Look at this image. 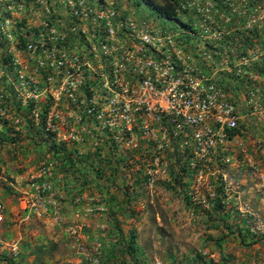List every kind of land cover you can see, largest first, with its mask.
Here are the masks:
<instances>
[{
    "label": "rangeland",
    "instance_id": "obj_1",
    "mask_svg": "<svg viewBox=\"0 0 264 264\" xmlns=\"http://www.w3.org/2000/svg\"><path fill=\"white\" fill-rule=\"evenodd\" d=\"M141 1L138 6L136 0H0V33L6 38L1 46L4 38L0 37V136L8 141H0L3 170L0 199L6 206L5 221L0 224V254L15 256L22 264H34L36 255L26 252L25 245L34 250L52 241L59 246L51 251L54 257L46 256L47 264H103L102 251L108 247H102V243H108L113 236V223L107 222L109 212L115 202L121 211L127 198L120 188L124 184L131 186L141 176L147 189L135 204V216L119 213L125 219L120 226L124 236L127 238L132 229L136 231L142 254L138 257L146 259V264L223 262L214 240L222 235L225 227L209 228L202 213V209L210 211V202L218 197L223 198L231 211H236L237 223L245 222L252 234L264 236V77L256 69L264 58V48L259 50L253 46L245 54L242 47L250 39L264 46V0H209L218 9L213 12L214 20L227 24L224 33L229 32L223 42L215 45L206 44L198 36L200 30L190 34L187 30L190 27H184V22L198 26L201 18L195 11L168 18L160 9L167 3L164 0ZM172 1L167 5L172 6ZM177 6L180 4L172 7L176 10ZM75 11L81 13L84 24L81 17L74 16ZM114 15L116 20L138 21L141 27L149 25L177 32L183 42L189 41L187 50L191 48L195 57L200 50H211L215 56L213 61L207 63L198 58L196 66L216 82L224 85L226 75L238 74L239 69L252 80L246 99L242 94L232 100L240 116L242 135L230 136L219 143L210 163L192 166V156L188 154L181 161L185 164L184 170L180 169L176 164L177 157H182L184 152L180 139L174 135L163 138L158 130L154 136L139 135L137 147L131 145L132 131L112 115L106 100L113 97L107 89L112 78L111 64L118 65L126 50L102 59H88L86 51L89 42L91 52L105 55L116 46L129 47V42L121 36L119 41L111 42V47L108 41L99 42L103 34L96 35L97 29L112 25L110 17ZM252 20L255 22L249 27L247 24ZM79 26L88 36L85 40L77 32ZM22 31L30 32L26 45L15 34ZM72 31L76 33L69 34ZM55 39L59 40L55 43ZM41 43L45 44L44 54L41 47L35 53L28 51L29 45ZM54 43L55 52L76 54L91 66L83 81L79 72L83 89L76 92L78 101L71 99L67 92L50 93L63 87L65 80L62 72L53 71L47 65L45 54ZM8 55L12 59L4 63ZM33 77L37 79L36 86L46 90L38 97L28 91L33 88L34 82L29 79ZM130 78L121 73L118 84L126 85ZM235 83L231 82L232 88ZM8 84L13 86L17 101L23 106V116L9 101L5 88ZM254 89L260 92L250 104ZM90 97L97 100L101 119L84 117ZM109 121H115L117 127L109 126ZM139 125H134L133 132ZM53 143L66 152L75 151L81 158L91 157L97 166H103L98 162L100 154L104 160L101 164L120 165L121 175L115 178L110 191L106 190V180L99 187L94 184L79 187L77 195L65 191L56 183L60 177L57 166L61 163L50 152ZM180 176H183L182 188L176 183ZM108 177L111 178L110 171ZM152 178L154 182L150 183ZM43 183L52 187L41 194L48 200L53 197L51 204L47 203V211L36 204L38 189ZM70 196L75 198L72 203ZM54 201L58 219L53 214ZM224 251L230 264H264L263 243L248 248L234 238L226 242ZM24 252L27 262L21 257Z\"/></svg>",
    "mask_w": 264,
    "mask_h": 264
},
{
    "label": "built area",
    "instance_id": "obj_2",
    "mask_svg": "<svg viewBox=\"0 0 264 264\" xmlns=\"http://www.w3.org/2000/svg\"><path fill=\"white\" fill-rule=\"evenodd\" d=\"M177 3L180 4L176 10L174 9L177 15L180 12L195 11L201 18L198 26H191L188 22H184V27H190L187 28L190 34L200 30L198 36L210 45H215L226 39L225 35L229 34V32L224 33L227 30L225 28L227 24L221 25L213 18V12L218 10L215 8L216 4L209 0H173L172 6ZM84 6L85 3L82 7ZM88 14L90 13L88 12ZM85 15L87 16V14ZM74 16L81 17V24H84L81 13L75 11ZM110 18L113 19L110 21L112 25L106 29H97L96 35L103 34L99 42L102 44L108 41L110 42L109 47H111V42L119 41L118 38L121 36L129 42V47L116 46L109 51V48H106L108 52L105 55L91 52L89 42L86 51H88V59L89 57L102 59L110 57L116 51L120 53L124 52V49L126 50L125 56H122L118 65L111 64L109 74L112 78L107 89L114 98L106 100L112 108V115L125 124L129 131H132L131 145L137 147L139 135L154 136L158 130L157 133L163 138L174 135V138L180 139L184 151L192 156V166H205L206 163H210L217 145L230 138V130L239 128L240 119L229 93L222 90L219 87L221 85L218 86L213 77L205 75L196 66L198 58L211 63L215 57L213 52L200 50L198 56L195 57L191 48L187 50L189 41L183 42L184 39L177 32L149 25L141 27L138 21L116 20L115 15ZM254 22L255 20H252L247 25L250 27ZM176 23L182 25L179 20ZM178 25L176 27H179ZM229 26L230 24H228ZM75 31L69 32V34H75ZM77 32L81 38H84L83 40L88 38L85 32H82L81 26ZM59 39L61 40V38ZM59 39H55V43ZM55 43L45 54L47 65L53 71L62 72L63 80H65L64 85L62 84L63 87H59L56 92L50 91V93L57 95L67 92L71 99L77 100L76 92L83 89L82 81L91 71V66L86 59L75 56L76 54L61 55L59 52H55ZM39 47L42 48L44 54L45 44L43 43L29 45L28 51L35 53ZM79 72L82 74V81L79 78ZM121 73L127 75V78L131 77L126 85L118 84ZM242 73H244L242 69H239L238 74ZM29 79L34 82L33 88L35 87L33 89L30 86L31 89L28 90L30 95L33 93L38 97L46 91L36 86L38 83L36 78ZM252 92L250 104L255 102V96L260 90L254 89ZM97 104V100L90 97L87 102V114H84V117L95 116L96 119H101ZM68 123L70 122H67V127H69ZM108 123L113 127L118 125L115 121ZM138 124H140L139 128L133 132L134 125ZM153 182L152 178L150 183ZM51 188V184L43 183L38 189L36 204L46 211L48 210L47 203L51 204L53 197L51 196L52 200H48L41 194ZM53 214L58 219L57 203ZM5 216L6 206L0 199V224L4 223Z\"/></svg>",
    "mask_w": 264,
    "mask_h": 264
},
{
    "label": "trees",
    "instance_id": "obj_3",
    "mask_svg": "<svg viewBox=\"0 0 264 264\" xmlns=\"http://www.w3.org/2000/svg\"><path fill=\"white\" fill-rule=\"evenodd\" d=\"M165 2L169 3V0H164ZM141 0H136V4L139 6ZM167 3L163 4L160 8L163 12V15L166 17L175 16L176 12L174 8L171 5H167ZM24 25V24H22ZM15 34H19L18 37H20L22 44L26 45L30 38V32L29 31H22V32H15ZM257 37V34L254 35ZM0 37L4 38L2 41L6 40L5 36L0 33ZM4 42H1V46L4 45ZM258 44V45H256ZM255 47L256 49L262 50L264 48L262 43H254L253 40L250 39L249 43L246 42L242 45L244 47L245 54H248L250 52L251 47ZM12 59V56L8 55L6 58H4V63H8ZM258 66L256 67L257 73L264 77V58L261 59L258 62ZM7 66V65H6ZM237 78V79H236ZM225 80L227 81L224 83L216 82V84L219 86L222 90L229 93L230 99L233 100L236 96L244 95L246 99V91H248L249 88L252 87V80L248 76V74H242L239 75L236 72H233L232 74H227L225 77ZM236 81L234 84V88H232L231 82ZM7 89V92L9 94V101L12 103L13 108H16L17 111L23 116V106L20 103V101H17L15 90L12 85L8 84L5 86ZM31 108H34V106L31 104ZM27 116V115H25ZM231 137L242 135V131L240 128L230 130L229 131ZM1 142H8L5 139H3L2 136H0ZM50 152L53 154L55 153V161H59L61 163V166L58 167L59 171V180L56 182L58 186H61L62 189L65 191H70L77 195L78 188L79 187H87L91 184H94L96 186H102L103 180H106L105 183H108L106 190H111V188L114 186L113 184L116 183L115 178L118 177L120 172V165L118 166H108V164H101L104 163L103 157L99 154V160L98 162L100 165L103 166H97L93 161L91 157L81 158L77 156L76 152H66L63 149H59L55 143L51 144L50 146ZM182 157L179 156L176 159V164L180 166V169L184 170L185 164H181V161L183 160L184 156H188V152L184 151L182 153ZM127 164L128 161H125ZM68 164L70 166H68ZM2 167L0 166V176L2 175ZM111 172V178L108 177V172ZM121 175V174H120ZM119 175V176H120ZM183 176H180L176 178V183L179 184V186L182 188L183 184ZM124 196L127 198L126 205L121 209V211L118 210V204L115 202L114 207L112 208L111 212H109V216L107 218V222H112V229L111 232L113 233V236L111 239H109L108 243H102L103 246H107L108 249H104L102 251V262L103 264H146V259L141 260L139 258V254H141L140 248L138 247V235L134 229H132L129 233V236L126 238L121 230L122 222L125 221L123 216L119 213L125 212V216L133 217L135 216V204L141 197V194L144 193V191L147 189V185L143 180V177H137L136 180L132 183V185H125L123 188H120ZM109 190V191H110ZM218 191L221 190V188L217 189ZM78 191V192H77ZM46 193V192H45ZM46 195V194H45ZM71 197V196H70ZM76 197V196H75ZM74 197H71V203L74 201ZM70 203V202H69ZM210 211H207L205 209H202V213L206 215V221L209 225V228L211 229H218L220 225H224L225 230L222 232V235L214 240L213 236H209V239L212 241H215L216 246L220 249L221 252V262L220 264H230V258L225 253V246L226 242L230 239L237 238L240 243H242L245 247H253L256 245L264 244V236H256L252 234L249 230H247L246 223L243 222V224L237 223V213L236 211H231L232 208H228L226 206V203L223 202L222 197H218L217 200L210 202ZM236 216V217H235ZM234 220V222H233ZM52 241H47L46 244H43L39 247L34 248V250L30 247L29 244L26 246V252L28 251L29 254L36 255L35 259L32 263L34 264H47L46 260L47 257L49 258L54 257L53 253L51 251L55 250L56 246H59L58 243L52 244ZM24 249V251H25ZM26 252L21 256L22 259H26ZM3 254V253H2ZM0 254V262L1 264H22L21 261H17L15 256L7 257L5 255ZM142 255V254H141ZM18 257V256H17ZM121 257V258H120ZM201 259H204L202 255L199 256ZM104 258V259H103ZM28 259H26L27 262ZM129 261V262H128ZM29 264V263H27ZM203 264H214L211 262L203 261Z\"/></svg>",
    "mask_w": 264,
    "mask_h": 264
},
{
    "label": "crops",
    "instance_id": "obj_4",
    "mask_svg": "<svg viewBox=\"0 0 264 264\" xmlns=\"http://www.w3.org/2000/svg\"><path fill=\"white\" fill-rule=\"evenodd\" d=\"M8 171H9V170H8ZM0 178H1V177H0ZM249 188L252 189L251 186H250ZM1 198L4 199L5 197L1 196ZM4 200H5V199H4Z\"/></svg>",
    "mask_w": 264,
    "mask_h": 264
}]
</instances>
